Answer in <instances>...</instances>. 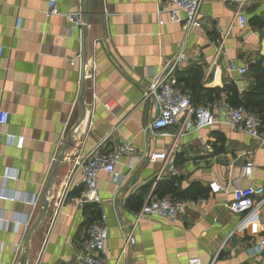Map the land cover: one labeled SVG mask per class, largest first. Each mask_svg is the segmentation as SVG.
<instances>
[{
    "label": "crops",
    "instance_id": "obj_1",
    "mask_svg": "<svg viewBox=\"0 0 264 264\" xmlns=\"http://www.w3.org/2000/svg\"><path fill=\"white\" fill-rule=\"evenodd\" d=\"M55 1L62 15L82 10L86 26L69 31L63 16L46 18L48 0H0V111L8 113L0 127V264H77L89 226L78 205L77 160L99 145L109 152L120 142L135 151L115 167L121 185L104 173L97 182V210L108 229L105 264H187L192 258L257 264L262 234L255 225L236 230L240 218L225 206L234 188L264 191V147L247 134L213 125L181 138L174 148L177 177L156 180L162 163L149 162L147 155L168 151L172 140L145 131L156 110L143 94L164 63L180 53L176 76L193 104L212 103L229 90L242 98L253 79L228 68L233 63L249 70L260 63L264 69V3L248 4L240 29L224 0H203L201 27L186 31L169 23L167 13L157 14L159 0ZM9 135L24 138L21 150ZM245 160L254 165L250 178L242 177ZM170 179L184 195L197 187L205 195L178 200L185 210L175 224L156 217L139 221L133 245L120 256V229L131 230L138 213L133 199L156 198V185ZM23 221L26 226H16ZM16 244L22 245L18 256Z\"/></svg>",
    "mask_w": 264,
    "mask_h": 264
},
{
    "label": "built area",
    "instance_id": "obj_2",
    "mask_svg": "<svg viewBox=\"0 0 264 264\" xmlns=\"http://www.w3.org/2000/svg\"><path fill=\"white\" fill-rule=\"evenodd\" d=\"M160 9L157 14L167 13L169 23L181 24L186 31L201 27L198 18L199 10L203 0H159ZM256 0H224L232 9L233 24L240 29L246 27L245 9L249 3ZM264 3V0H261ZM46 18L63 16L68 24L69 31L72 29H81L86 26L85 13L78 9L75 12L61 14L56 6L55 0H48L44 12ZM182 15V17H181ZM162 25L163 22H160ZM224 40L220 42L215 54H220ZM2 49L0 48V56ZM80 56L68 60L69 66L73 67ZM181 54L164 63L159 73L145 87L143 101H151L156 110V117L147 125L145 131L153 137L162 136L172 140V146L163 153H152L147 155L149 162H160V169L156 180H160L162 175L169 178L177 177V171L174 164V148L178 141L184 136L196 132L201 133L213 125L227 126L235 132L247 134L259 147H264V125L258 117L245 110L242 107L234 108L230 106L224 96L205 106H195L191 101L190 95L179 85L176 76L178 62ZM229 72L235 73L239 77L247 75L246 67H237L231 63ZM104 108L109 109L105 104ZM8 120V113L0 111V127L5 126ZM175 129L174 134L165 132L168 129ZM1 135V134H0ZM9 143H13L17 150L23 147V137H6ZM199 142L203 144L202 139ZM64 143L62 142L61 145ZM70 146V143H66ZM134 148L130 143L120 142L112 151L106 152L104 145H99L90 154L77 160L76 169L73 175L78 172L81 175L80 182L76 187L82 188L78 198V205L96 206L101 204V198L98 192V176L102 173L108 175L111 181L118 187L122 183V176L116 172L115 167L119 160L124 156L133 154ZM254 170L252 162L245 160L241 171L243 178H250ZM72 175V178H73ZM72 178L67 184V191L72 185ZM215 190H221L214 184L211 185ZM231 200L225 206L230 215L238 216L239 222L236 230L242 231L247 225H255L262 236L258 241L261 251L257 258V264H264V191H259L254 187L234 188L230 191ZM185 206L182 202H172L167 198H150L142 205L141 209L135 215V222L132 229L123 232L124 251L133 245V229L135 225L146 218L156 217L165 220L171 224L178 222L179 217L184 214ZM28 221L17 222L16 226L27 225ZM108 229L105 225V217L100 213L98 219L93 221L87 229L86 238L83 242L82 250L77 256V264H105L107 253ZM22 245L13 246L16 256L20 254ZM121 258V257H120ZM187 264H201L198 258H192ZM213 264V262L211 263Z\"/></svg>",
    "mask_w": 264,
    "mask_h": 264
},
{
    "label": "trees",
    "instance_id": "obj_3",
    "mask_svg": "<svg viewBox=\"0 0 264 264\" xmlns=\"http://www.w3.org/2000/svg\"><path fill=\"white\" fill-rule=\"evenodd\" d=\"M248 73L253 79V86L251 90L248 93H245L242 98L238 97L237 92L229 90V92L224 94V97L230 106L234 108L242 107L255 114L261 121L262 125H264V69L261 67L260 63H255L248 70ZM178 83H180V81H178ZM183 90L185 91V89ZM220 96L221 95H217L215 99H219ZM195 189L196 190L187 191L186 195H184L179 192L173 179H170L159 182L154 189L153 196L156 198H167L172 202H178V200H184L188 196L190 198H198L205 195V191L203 189H200L199 187ZM133 200L135 203V208H133V210L139 212L145 201L139 198H135ZM82 208L85 215L88 217L87 221L89 222V225L98 219L100 213L98 212L96 206H84Z\"/></svg>",
    "mask_w": 264,
    "mask_h": 264
},
{
    "label": "water",
    "instance_id": "obj_4",
    "mask_svg": "<svg viewBox=\"0 0 264 264\" xmlns=\"http://www.w3.org/2000/svg\"><path fill=\"white\" fill-rule=\"evenodd\" d=\"M84 32H85V28H84ZM79 103H80V105L82 106V94H81V96H80V98H79ZM61 158H62V156H60L58 160L60 161Z\"/></svg>",
    "mask_w": 264,
    "mask_h": 264
}]
</instances>
